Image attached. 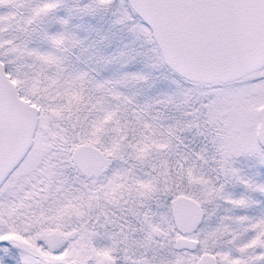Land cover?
Segmentation results:
<instances>
[{
    "label": "snow or ice",
    "instance_id": "obj_1",
    "mask_svg": "<svg viewBox=\"0 0 264 264\" xmlns=\"http://www.w3.org/2000/svg\"><path fill=\"white\" fill-rule=\"evenodd\" d=\"M0 264H264V0H0Z\"/></svg>",
    "mask_w": 264,
    "mask_h": 264
}]
</instances>
